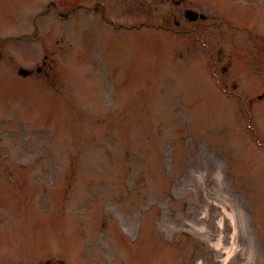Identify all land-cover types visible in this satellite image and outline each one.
I'll use <instances>...</instances> for the list:
<instances>
[{
	"label": "rangeland",
	"instance_id": "obj_1",
	"mask_svg": "<svg viewBox=\"0 0 264 264\" xmlns=\"http://www.w3.org/2000/svg\"><path fill=\"white\" fill-rule=\"evenodd\" d=\"M34 1L0 0V253L23 261L25 247H36L40 260L66 264H207L209 239L219 249L210 264H264L241 218L255 205L264 245V44L248 38L264 36V0L242 10L234 0H117L124 7L114 9L108 0L111 9L94 13L105 27L86 41L82 12L62 20L59 10L46 13L47 0ZM188 7L207 20L188 21ZM109 17L126 29L141 20L164 28L124 38ZM108 29L123 48L108 53ZM241 43L263 62L251 70L254 85L241 64L234 72ZM44 59L41 74L20 79V68ZM241 97L254 131L238 116ZM17 205L27 225L9 217Z\"/></svg>",
	"mask_w": 264,
	"mask_h": 264
}]
</instances>
